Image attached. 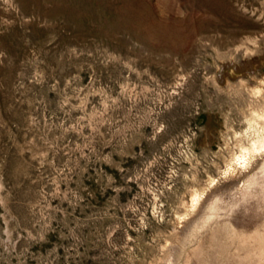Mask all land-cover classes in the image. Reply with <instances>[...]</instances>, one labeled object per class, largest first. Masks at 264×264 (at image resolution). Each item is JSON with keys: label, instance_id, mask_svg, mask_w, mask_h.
Instances as JSON below:
<instances>
[{"label": "rangeland", "instance_id": "obj_1", "mask_svg": "<svg viewBox=\"0 0 264 264\" xmlns=\"http://www.w3.org/2000/svg\"><path fill=\"white\" fill-rule=\"evenodd\" d=\"M244 52L264 0H0V264L157 262L239 153Z\"/></svg>", "mask_w": 264, "mask_h": 264}, {"label": "bare ground", "instance_id": "obj_2", "mask_svg": "<svg viewBox=\"0 0 264 264\" xmlns=\"http://www.w3.org/2000/svg\"><path fill=\"white\" fill-rule=\"evenodd\" d=\"M243 54L241 62L232 56L219 74L225 88L249 94L246 134L236 137L232 151L239 153L227 161L222 178L209 176L206 187L191 192L172 241L154 264H264V75L256 79L258 65ZM222 184L231 185L229 193L219 191Z\"/></svg>", "mask_w": 264, "mask_h": 264}]
</instances>
